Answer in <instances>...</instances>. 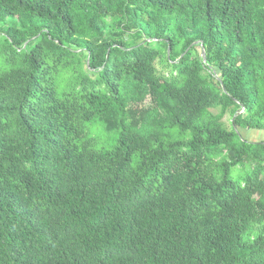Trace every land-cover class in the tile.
<instances>
[{
  "label": "trees",
  "instance_id": "1",
  "mask_svg": "<svg viewBox=\"0 0 264 264\" xmlns=\"http://www.w3.org/2000/svg\"><path fill=\"white\" fill-rule=\"evenodd\" d=\"M239 128L264 0H0V264H264Z\"/></svg>",
  "mask_w": 264,
  "mask_h": 264
},
{
  "label": "rangeland",
  "instance_id": "2",
  "mask_svg": "<svg viewBox=\"0 0 264 264\" xmlns=\"http://www.w3.org/2000/svg\"><path fill=\"white\" fill-rule=\"evenodd\" d=\"M230 114L227 113L224 117H223V121L229 126L230 125ZM239 132L241 133V135L249 140V141H253V142H260V141H264V130H258V129H253V130H247L244 131L242 129L239 128ZM102 145H106L108 146L109 141H105V142H100ZM234 175L235 177H238L239 175L244 173L243 170V166L239 165L238 167H236L234 169Z\"/></svg>",
  "mask_w": 264,
  "mask_h": 264
},
{
  "label": "water",
  "instance_id": "3",
  "mask_svg": "<svg viewBox=\"0 0 264 264\" xmlns=\"http://www.w3.org/2000/svg\"><path fill=\"white\" fill-rule=\"evenodd\" d=\"M196 43H200V41H196ZM203 54H204V56H205V50H203Z\"/></svg>",
  "mask_w": 264,
  "mask_h": 264
}]
</instances>
